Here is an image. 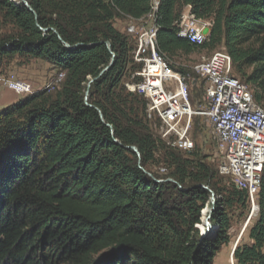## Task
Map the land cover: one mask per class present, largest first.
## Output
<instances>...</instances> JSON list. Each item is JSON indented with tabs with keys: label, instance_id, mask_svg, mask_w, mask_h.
Returning <instances> with one entry per match:
<instances>
[{
	"label": "trees",
	"instance_id": "trees-1",
	"mask_svg": "<svg viewBox=\"0 0 264 264\" xmlns=\"http://www.w3.org/2000/svg\"><path fill=\"white\" fill-rule=\"evenodd\" d=\"M28 1L37 15L0 0L2 19L15 28L0 36V76L18 54L46 60L66 77L54 93L36 91L0 108V264H214L230 243V210L251 201L219 173L218 160L208 162L204 147L181 151L164 141L147 99L126 87L142 63L134 64L135 37L115 22L143 19L155 0ZM158 2L162 58L222 45L234 70L252 67L241 79L262 104L255 88L264 92V0ZM187 5L213 21L204 45L179 35ZM161 160L163 179L148 168ZM212 193L216 231L203 236L197 225ZM257 193L259 210L246 227L251 242L239 241L236 264H264V170Z\"/></svg>",
	"mask_w": 264,
	"mask_h": 264
},
{
	"label": "built area",
	"instance_id": "built-area-1",
	"mask_svg": "<svg viewBox=\"0 0 264 264\" xmlns=\"http://www.w3.org/2000/svg\"><path fill=\"white\" fill-rule=\"evenodd\" d=\"M212 25V20H200L192 13L191 6L186 7L178 22L179 35L189 34L195 37L196 45H203ZM154 30L156 28L152 23L141 28L127 26L124 30L135 37L133 58L142 63V68L133 74V80L126 82L128 90L147 99V116L150 120L156 119L157 133L181 151L196 148L191 125H195L196 116L211 113L210 124L207 125L215 143V158L218 163L226 165V177L238 188L247 189L256 210V173L264 166V122L260 120L259 111L250 103L245 85L235 84L232 67L231 71H224V64L228 62L223 57V51H219L197 73L200 79L210 83V92H204L205 106L196 109L192 104L190 75L159 57ZM59 73L50 86H55ZM136 76L141 79L135 81ZM2 85L18 95L31 88L24 80L4 75L0 76ZM230 263L234 264L233 252Z\"/></svg>",
	"mask_w": 264,
	"mask_h": 264
},
{
	"label": "rangeland",
	"instance_id": "rangeland-1",
	"mask_svg": "<svg viewBox=\"0 0 264 264\" xmlns=\"http://www.w3.org/2000/svg\"><path fill=\"white\" fill-rule=\"evenodd\" d=\"M15 1L20 2V0H15ZM185 8L183 7L184 10ZM148 23L153 24L154 19L147 17L146 19L138 20L136 22H133V20L129 21L128 19H123L121 23L119 22L120 24L119 27L124 30H126L127 26L129 27L131 25L136 26L137 28H141V27H145ZM14 31H15L14 26L12 24L5 22L0 14V36L6 35ZM133 44H134V40H133ZM219 51H223V53H226V48L222 45L214 48L211 46H207V47L199 48L190 54L180 51L173 57H170L169 59L163 57L165 61L171 63V66H175L180 70L181 68H183L186 70V73L190 75L189 81H191V88H192V93H191L192 104L196 109L205 106L206 101L204 100L203 87L204 85L206 86L205 92H210V85L206 83V81L198 77L197 73L194 71V67L202 62L208 61L215 53ZM158 55L160 58H162L159 52ZM134 64L140 66L138 62H135ZM132 65L133 64H131L130 67H132ZM227 67H228L227 71H231V67H232L233 75L239 77L240 79L243 78L244 73H250L252 71V67L246 68L242 72L238 71L236 68L234 70L233 63L230 59ZM137 71H139V69H133L132 73L135 74ZM58 73H59V69H57L50 62L43 59H37V58H32L29 56L18 55V54L15 55L14 57L7 58L3 65L2 74L4 76L11 77L14 79L24 80L31 88L27 92L20 93L18 95L17 93L7 88L6 86L4 85L0 86V107H4L16 101L18 98L36 91L47 89L48 91L54 93L57 89L61 87L60 85L62 83V82L59 83L56 82L55 86H50L51 81L56 77ZM130 77H132V75ZM130 77L125 79V82L131 81ZM255 90H257L258 93L264 95L262 88L258 87L257 89L255 88ZM262 104L264 105V100L262 101ZM210 120L211 118H209L206 115L196 116L195 125H191V133H194L195 135L197 146L204 147L205 149L204 153H207L209 155L208 162L212 163L216 167L217 159L215 158V143L212 139L210 128L207 125L210 124ZM162 164L163 161L161 160L160 163L157 162V164H152V163L149 164L148 168L152 171V173L156 174L159 177H162L163 179V177L165 176L162 174L167 173L168 171L166 170V168L160 169ZM220 164L221 163H218V165ZM227 184H228V180L224 178L223 185H227ZM212 196H211V201H212ZM208 207H210L211 209L212 206L207 205L204 209H207ZM204 209L202 210V221L200 224L197 225L200 228L201 232L204 230L207 231V225H205L203 220ZM257 212L258 211L253 209L251 203H248V207L246 209L236 205L234 208L230 210L231 226L228 229L227 234L230 238L231 245L225 244L221 247V249L217 252L214 258V264H231L230 256L233 252L235 243L238 242L237 239L239 235L242 234L240 238L241 242H251V240L249 239L248 231L246 230V228L244 229V227H247V225H250L254 222ZM215 231L216 229L213 228L212 232L215 233ZM42 252L43 253L47 252V247H45ZM234 264H236L235 259H234Z\"/></svg>",
	"mask_w": 264,
	"mask_h": 264
},
{
	"label": "bare ground",
	"instance_id": "bare-ground-1",
	"mask_svg": "<svg viewBox=\"0 0 264 264\" xmlns=\"http://www.w3.org/2000/svg\"><path fill=\"white\" fill-rule=\"evenodd\" d=\"M186 7H190V5H187ZM157 9H158V0H155V4L153 6L152 11L149 13L148 16H146V17L143 18V19H146L147 17H150V18L154 19V23L152 25H153L154 28H156V30H154V42H155L156 50L158 48V45H157V33H158V30H159V27L156 24V20H155V15H156ZM143 19H141V20H143ZM200 20H203V19H200ZM133 22H136V21L133 20ZM129 27L137 28L136 26H132V25L129 26ZM181 36L188 38L192 43L195 44V37H190L189 34H181ZM209 37H210V35L208 36L206 43H208ZM198 46H201V45H198ZM214 55H216V53ZM214 55L210 59H213L214 58ZM223 57H224V59L227 62H229V56H228L227 53H223ZM210 59L208 61H206V62H209ZM204 64H205V62H202V63L196 65L194 67V71L196 73H198V71H201V68H203ZM227 66H228V64H224V71H227V68H228ZM65 77H66V72L65 71L64 72H60L59 75H58L57 83L63 82L65 80ZM233 77L235 79V84H244L245 85V91H246V94L248 95V99H249L250 103L252 104L253 107H255V109L257 111H259L260 120L264 122V106L262 104H260L256 100L253 86L251 84H248V83L242 81L239 77H237L235 75H233ZM208 84L210 85V83H208ZM202 115H206L209 118H211V113H203ZM263 170H264V166L259 170V172L256 173V181H258V182H255V190H257V192H258V190L260 189V186H261V179H262V175H263ZM219 173L221 175L225 176V174H226V165L224 163H221L219 165ZM206 188H208V187H206ZM212 195L214 196V193H212ZM203 213H204V216H203L204 223H205V225L208 226L207 219H208V216H209V213H210V207H208L207 209H204V212ZM245 228L246 227H244V229ZM241 236H242V234L239 235L237 241H240Z\"/></svg>",
	"mask_w": 264,
	"mask_h": 264
},
{
	"label": "water",
	"instance_id": "water-1",
	"mask_svg": "<svg viewBox=\"0 0 264 264\" xmlns=\"http://www.w3.org/2000/svg\"><path fill=\"white\" fill-rule=\"evenodd\" d=\"M20 2L23 3L24 5H26L31 11H33L34 13H36V11L34 10V8L32 7V5L30 4V2H29L28 0H20ZM158 3H159V2H158ZM36 15H37V13H36ZM107 44H108L109 47H110V43L107 42ZM66 45H67L68 47H72V46H70L69 43H66ZM114 55H115V54H114ZM113 63H114V57H113V60H112L111 64H110L108 67H106V68L102 71L101 74H103L106 70H108V69L113 65ZM95 79H96V78L92 79V80L89 82V84H88V89H87V92H86V102H87L89 105H92V104H90V103L88 102L89 91H90L91 84H92V82H94ZM100 112H101V110H100ZM101 115H102V117H103V113H102V112H101ZM110 126H111V125H110ZM129 148L133 149V151H135L136 153H138V155H140V151H139V149H138L137 146H129ZM149 174L152 176L151 173H149ZM154 180H155V181H159V179H157V178H155V177H154ZM169 180H173V179H172V178H169ZM215 203H216V196L214 195V196L212 197V208L210 209V213H209V216H208V219H207V223H208L207 231H205V230L202 231L203 236H207V235L211 232V230L214 228V224H213L212 221H211V216H212V212H213V210L215 209ZM258 210H259V205L257 204V205H256V211H258ZM238 243H239V241L235 244V246H234V248H233V253H234V251H235V249H236Z\"/></svg>",
	"mask_w": 264,
	"mask_h": 264
},
{
	"label": "crops",
	"instance_id": "crops-1",
	"mask_svg": "<svg viewBox=\"0 0 264 264\" xmlns=\"http://www.w3.org/2000/svg\"><path fill=\"white\" fill-rule=\"evenodd\" d=\"M186 9V8H185ZM187 9H188V7H187ZM123 19H117L116 20V22H115V26L118 28V29H120L121 31H124V29H121L119 26H120V24H119V22L121 23V21H122ZM128 20L129 21H131L132 19L131 18H128ZM1 108V107H0ZM227 245V244H226ZM228 245H231V242L228 244Z\"/></svg>",
	"mask_w": 264,
	"mask_h": 264
}]
</instances>
